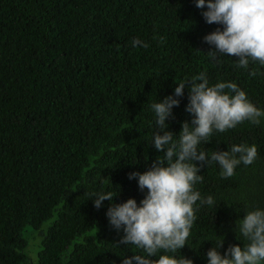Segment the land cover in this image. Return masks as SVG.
I'll return each instance as SVG.
<instances>
[{"label": "trees", "instance_id": "1", "mask_svg": "<svg viewBox=\"0 0 264 264\" xmlns=\"http://www.w3.org/2000/svg\"><path fill=\"white\" fill-rule=\"evenodd\" d=\"M0 264H264V0H0Z\"/></svg>", "mask_w": 264, "mask_h": 264}, {"label": "rangeland", "instance_id": "2", "mask_svg": "<svg viewBox=\"0 0 264 264\" xmlns=\"http://www.w3.org/2000/svg\"><path fill=\"white\" fill-rule=\"evenodd\" d=\"M51 223V220L48 222H45L39 230H34L31 227H27L25 229V236L30 239H32L33 244H30L28 249L26 250V254L32 259V261L35 263L37 260L38 252L41 249V240L43 238V233H45L46 228ZM36 238V241H35Z\"/></svg>", "mask_w": 264, "mask_h": 264}]
</instances>
